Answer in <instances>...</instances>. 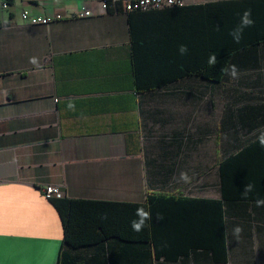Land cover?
I'll list each match as a JSON object with an SVG mask.
<instances>
[{
  "label": "crops",
  "instance_id": "crops-1",
  "mask_svg": "<svg viewBox=\"0 0 264 264\" xmlns=\"http://www.w3.org/2000/svg\"><path fill=\"white\" fill-rule=\"evenodd\" d=\"M84 6L93 16L69 18ZM24 10L63 19L30 25ZM163 29L136 53L128 14L91 0L0 8V264H264V50L221 83L173 78L210 52L167 49ZM136 54L153 56L151 89ZM50 186L71 201L66 238Z\"/></svg>",
  "mask_w": 264,
  "mask_h": 264
},
{
  "label": "trees",
  "instance_id": "trees-1",
  "mask_svg": "<svg viewBox=\"0 0 264 264\" xmlns=\"http://www.w3.org/2000/svg\"><path fill=\"white\" fill-rule=\"evenodd\" d=\"M245 12L250 13L249 18L253 23L251 26L243 27L241 38L236 42L231 33L242 26ZM127 14L132 29V45L136 53L137 50L148 53L156 49V45L160 43L159 32L164 28L162 24L167 28L163 29V32H167L163 35L166 38L163 40V46L167 49L174 48L179 51L180 46L185 45L187 49L195 52H210L209 56L205 57V64L200 65V69L167 70L164 73L169 77L174 75L173 78L183 79L192 76L211 83H221L226 79L230 65L240 53L246 52L252 56L253 49L264 50V0H217L206 4L205 7L173 6L158 11L137 10ZM159 14L162 18L158 16ZM133 15L145 16V21L139 19L140 23H135ZM185 22L194 23L198 28L186 29L182 26ZM187 30H189L188 34ZM191 30L195 32L193 37L190 34ZM153 61V56L147 55L143 62H139L136 54L135 74L138 90L154 87V83L149 82L155 72ZM141 64H145L144 69H141ZM153 196L148 195L149 202L153 200ZM49 200L59 213L66 238L71 201L63 197Z\"/></svg>",
  "mask_w": 264,
  "mask_h": 264
},
{
  "label": "built area",
  "instance_id": "built-area-1",
  "mask_svg": "<svg viewBox=\"0 0 264 264\" xmlns=\"http://www.w3.org/2000/svg\"><path fill=\"white\" fill-rule=\"evenodd\" d=\"M98 3L104 11L129 13L137 10H161L173 6H185L186 0H91ZM11 0H0V8L5 11L10 8ZM93 16L92 12L87 7H82L78 12L71 15L69 18H87ZM63 16H34L29 11L24 10L21 13V19L24 23L30 25H48L54 21L62 20ZM44 196L47 199L61 198L62 192L57 187H47L43 190Z\"/></svg>",
  "mask_w": 264,
  "mask_h": 264
},
{
  "label": "clouds",
  "instance_id": "clouds-1",
  "mask_svg": "<svg viewBox=\"0 0 264 264\" xmlns=\"http://www.w3.org/2000/svg\"><path fill=\"white\" fill-rule=\"evenodd\" d=\"M250 17V13L249 12H245L242 18V26L236 30H234L233 33H231L233 35V38L236 42H239L240 38H241V33L243 30V27L246 26H251V24L253 23V21L249 18ZM179 51L181 54H185L187 52V47L185 45H181L179 48ZM32 63H36V59L32 58L31 60ZM233 78H236L238 75L237 69L235 68V66H233V68L231 69L230 73H229ZM262 145H264V139L261 140ZM181 179H183L184 181H188L189 177L187 176L186 173H181ZM252 185H247L245 187V191H244V195L247 196L248 193H250L252 191ZM264 205V200L261 199H257L256 200V206H262ZM136 216L137 219L132 221V228L134 231H141L145 225V222L147 220H149L150 217V213L148 211H145L143 208H138L136 211ZM242 231V229L237 226L234 229V234L235 235H239L240 232Z\"/></svg>",
  "mask_w": 264,
  "mask_h": 264
}]
</instances>
